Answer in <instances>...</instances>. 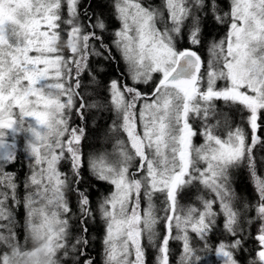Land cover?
I'll list each match as a JSON object with an SVG mask.
<instances>
[{"label": "snow or ice", "instance_id": "6c2138e0", "mask_svg": "<svg viewBox=\"0 0 264 264\" xmlns=\"http://www.w3.org/2000/svg\"><path fill=\"white\" fill-rule=\"evenodd\" d=\"M222 3L0 0V264H149V250L172 264V242L176 264H241L249 244L264 264V0ZM93 57L123 69L98 79ZM86 72L103 104L82 95ZM102 108L112 150L86 153L98 129L73 117ZM23 158L20 181L7 167ZM240 168L255 203L232 187ZM97 219L101 261L87 254Z\"/></svg>", "mask_w": 264, "mask_h": 264}, {"label": "trees", "instance_id": "16d2710c", "mask_svg": "<svg viewBox=\"0 0 264 264\" xmlns=\"http://www.w3.org/2000/svg\"><path fill=\"white\" fill-rule=\"evenodd\" d=\"M91 2V0H89ZM98 3H107L108 0H97ZM227 4V0H223V3L221 7H224V5ZM226 10V8H225ZM100 8L96 9V12L99 13ZM89 15H91V10H89ZM87 23V21H84ZM224 29L221 27L217 29V32L219 35H223ZM217 33L214 32V35ZM106 35H111V31L106 33ZM107 42V41H106ZM203 55V53H202ZM97 60H99L98 57H93L91 61V67L97 68L99 70V67L104 68V74L103 76L99 77L98 79L107 80L113 75L112 69L115 68L117 71L120 69H123L122 63H116L115 61L108 65L107 61H104L102 65H97ZM82 82V95L85 96L87 102L89 104L91 103H104V90L103 88L97 89V91H93L95 85L90 83V74L88 72L82 74L81 77ZM97 92L100 93V95L97 94ZM221 106L223 107V104L221 102ZM86 119L84 121H81L78 117H73V124H79L81 126H84L87 129L96 130L98 129L96 135H92L91 132H89V139L85 141V144L93 145V147H86L84 151L90 152L93 150H107L108 147L112 145V142L107 139L105 136V132L107 129V125L111 124L112 120L115 118L114 115L109 112L107 109H87L85 111ZM241 117L239 114H236L233 118L234 123H240ZM255 157L258 161V170L261 172V174H264V146L257 145L255 149ZM7 170L10 172L15 173L20 181H23L25 176L28 173V160L26 158H23L20 160V162H14V166H8ZM65 171H67V167L64 168ZM232 187L237 192L238 196H240L244 201H251L252 203H255V192L252 186L251 179L248 175L246 168H240L235 169L233 171L232 175ZM94 192L96 195L93 196L94 201H98L100 196L104 194V187H100L99 184L94 185ZM203 194L202 192L197 191L196 187H192L191 189L186 191V194L183 195L180 199V203L182 205H187L190 203H193L196 201V197L198 195ZM71 203L75 205V197L73 196L71 199ZM17 212H20L21 209L17 208ZM75 219V217H74ZM102 224L97 219V222H90V240L91 244L88 248L87 254L96 259L97 261L102 260V245L100 243L102 239V232L99 230L98 225ZM74 228H78V225H74ZM253 233L255 229L253 228L251 230ZM74 235H78L77 232H74ZM221 237L219 233H217V236L212 241L215 243L216 240H219ZM195 244V241H194ZM196 247L199 248L200 245L196 244ZM252 248V245L249 244L247 246L246 251L243 254L240 255L241 264H248V261L251 259L250 250ZM203 257V260L201 264H219V258L213 256V255H207L205 253H200ZM180 256V244L179 242H172L171 244V261L172 264H176ZM148 259L149 264H154V253L149 250L148 253Z\"/></svg>", "mask_w": 264, "mask_h": 264}, {"label": "rangeland", "instance_id": "374dc122", "mask_svg": "<svg viewBox=\"0 0 264 264\" xmlns=\"http://www.w3.org/2000/svg\"><path fill=\"white\" fill-rule=\"evenodd\" d=\"M183 43V42H182ZM108 151H111L112 150V145L110 147H108L107 149Z\"/></svg>", "mask_w": 264, "mask_h": 264}, {"label": "flooded vegetation", "instance_id": "af4514ba", "mask_svg": "<svg viewBox=\"0 0 264 264\" xmlns=\"http://www.w3.org/2000/svg\"><path fill=\"white\" fill-rule=\"evenodd\" d=\"M227 10V9H226Z\"/></svg>", "mask_w": 264, "mask_h": 264}]
</instances>
